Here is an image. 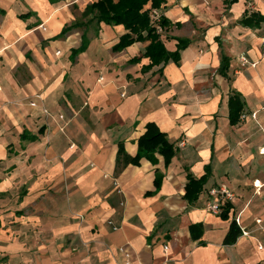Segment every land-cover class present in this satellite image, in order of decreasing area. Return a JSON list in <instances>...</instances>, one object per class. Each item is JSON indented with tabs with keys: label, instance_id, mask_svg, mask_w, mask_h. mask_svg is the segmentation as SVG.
Segmentation results:
<instances>
[{
	"label": "crops",
	"instance_id": "0c3cea01",
	"mask_svg": "<svg viewBox=\"0 0 264 264\" xmlns=\"http://www.w3.org/2000/svg\"><path fill=\"white\" fill-rule=\"evenodd\" d=\"M99 1L0 0V264H264V0H163L166 54L188 45L156 66L150 40L114 49L128 31L85 15ZM151 124L168 166L135 162Z\"/></svg>",
	"mask_w": 264,
	"mask_h": 264
},
{
	"label": "trees",
	"instance_id": "16d2710c",
	"mask_svg": "<svg viewBox=\"0 0 264 264\" xmlns=\"http://www.w3.org/2000/svg\"><path fill=\"white\" fill-rule=\"evenodd\" d=\"M55 1V0H52ZM151 3V7L147 8ZM163 0H101L90 5L85 15H95V18L100 23L107 25L118 26L123 25L128 31L123 35L120 42L115 46V50L127 48L138 41L150 40L146 55L151 60V66L159 65L162 61H167L172 58L177 63L179 62V51H182L187 45V41L179 43V51L175 54H166V51L161 44L160 36L156 34L155 29L151 24V11L159 9ZM249 23V20H248ZM167 20L164 18L162 25L166 28ZM89 44V41L84 38L82 47L78 50L84 51ZM221 71L224 73L227 69V58H223ZM231 118L233 122H237L242 114V109L238 103V97L233 96L230 100ZM138 155L135 159L139 162L141 157L158 152L165 160V165L168 166L172 158L176 154L175 146L170 142L167 135L160 131L155 125H148L146 133L139 139ZM158 182V181H157ZM204 187V178L196 179L189 175V182L186 186L185 198L194 203L199 199ZM242 234L236 221L231 224L225 242L233 244Z\"/></svg>",
	"mask_w": 264,
	"mask_h": 264
},
{
	"label": "built area",
	"instance_id": "2783aa9c",
	"mask_svg": "<svg viewBox=\"0 0 264 264\" xmlns=\"http://www.w3.org/2000/svg\"><path fill=\"white\" fill-rule=\"evenodd\" d=\"M151 24L153 28L155 29V32L159 36H163L166 28L162 25V21L164 19V16L159 9H153L151 11ZM242 66L246 67L249 65V61L246 59L245 56H241ZM102 80V78H101ZM35 106V105H33ZM45 113L48 114V112L45 110ZM251 117L253 119H257V113H252ZM60 118L63 120L64 116H60ZM248 118V114L245 112H242L240 115V121H245ZM184 145V143H182ZM264 152V149H262ZM235 199V194L226 186H218V187H212L207 191V201L205 203L204 208L214 214V215H221L222 214V206L225 203L232 202ZM236 223L240 225L239 218L236 219ZM260 223V221H258ZM245 236L249 235V233H244Z\"/></svg>",
	"mask_w": 264,
	"mask_h": 264
}]
</instances>
